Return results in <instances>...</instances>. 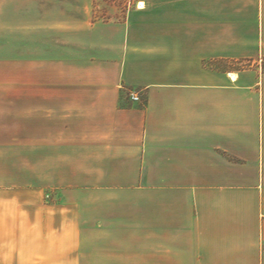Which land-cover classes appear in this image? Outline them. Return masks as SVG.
I'll use <instances>...</instances> for the list:
<instances>
[{
	"label": "crops",
	"instance_id": "obj_1",
	"mask_svg": "<svg viewBox=\"0 0 264 264\" xmlns=\"http://www.w3.org/2000/svg\"><path fill=\"white\" fill-rule=\"evenodd\" d=\"M139 1L0 0V264H264V0Z\"/></svg>",
	"mask_w": 264,
	"mask_h": 264
},
{
	"label": "rangeland",
	"instance_id": "obj_2",
	"mask_svg": "<svg viewBox=\"0 0 264 264\" xmlns=\"http://www.w3.org/2000/svg\"><path fill=\"white\" fill-rule=\"evenodd\" d=\"M125 0H96L94 3L95 5H98L99 8H97V16H120L124 11L123 4ZM224 14L225 17L227 14L230 15V8H224ZM256 14V9H250V8H241L240 9V18H241V27L243 26V31L247 32L249 31V28L247 24L251 18H254L253 16ZM248 27V28H247ZM252 28V27H251ZM230 24H225L223 26V30L230 31ZM216 28L211 29V31H216ZM251 33V32H250ZM242 35L246 36V33H242ZM223 48L226 52L231 48V41L224 39L223 41ZM220 42V43H222ZM219 43V41H218ZM241 47L242 43L245 45L244 49H246V45L248 43L247 40L241 41ZM210 47V46H209ZM230 51V50H229ZM241 52H243V49H241ZM7 58V57H2ZM253 58L244 56V55H238V56H232V55H215V56H209L203 58V68L207 69L209 71L214 72H232L233 70H244L251 68L253 65L252 63ZM258 65L262 66V70L264 71V56L259 55L257 56V62Z\"/></svg>",
	"mask_w": 264,
	"mask_h": 264
},
{
	"label": "built area",
	"instance_id": "obj_3",
	"mask_svg": "<svg viewBox=\"0 0 264 264\" xmlns=\"http://www.w3.org/2000/svg\"><path fill=\"white\" fill-rule=\"evenodd\" d=\"M142 3L139 0H125L123 4L124 11H128L132 8H140ZM125 93L127 99L134 104L144 106L145 105V96H144V89H134L129 87L122 88Z\"/></svg>",
	"mask_w": 264,
	"mask_h": 264
},
{
	"label": "bare ground",
	"instance_id": "obj_4",
	"mask_svg": "<svg viewBox=\"0 0 264 264\" xmlns=\"http://www.w3.org/2000/svg\"><path fill=\"white\" fill-rule=\"evenodd\" d=\"M230 76H231V77H233V78L235 77V75H234V74H232V73H230Z\"/></svg>",
	"mask_w": 264,
	"mask_h": 264
},
{
	"label": "trees",
	"instance_id": "obj_5",
	"mask_svg": "<svg viewBox=\"0 0 264 264\" xmlns=\"http://www.w3.org/2000/svg\"><path fill=\"white\" fill-rule=\"evenodd\" d=\"M145 104H146V99H145Z\"/></svg>",
	"mask_w": 264,
	"mask_h": 264
}]
</instances>
